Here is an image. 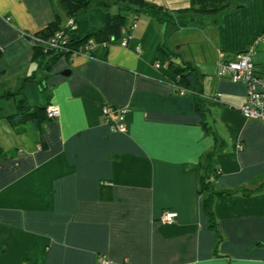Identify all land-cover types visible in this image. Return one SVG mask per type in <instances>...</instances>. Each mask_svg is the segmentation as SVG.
I'll return each mask as SVG.
<instances>
[{
  "label": "crops",
  "instance_id": "crops-1",
  "mask_svg": "<svg viewBox=\"0 0 264 264\" xmlns=\"http://www.w3.org/2000/svg\"><path fill=\"white\" fill-rule=\"evenodd\" d=\"M144 1L172 21L111 0L127 27L136 20L128 46L99 45L93 57L46 70L32 59L31 39L56 14L66 24L60 0H0V264H264V123L239 110L246 84L218 75L253 51L264 79V0ZM181 10L207 14H188L181 27ZM105 17L101 6L88 13L96 30ZM184 63L202 74L207 123L223 142L209 164L220 171L219 232L200 194L217 142L193 96L174 84ZM20 89L32 107L60 108L40 126L43 148L34 125L18 132L7 119L16 100L1 97ZM106 105L130 109L127 133L110 130ZM166 211L178 214L175 224L162 221Z\"/></svg>",
  "mask_w": 264,
  "mask_h": 264
},
{
  "label": "trees",
  "instance_id": "trees-1",
  "mask_svg": "<svg viewBox=\"0 0 264 264\" xmlns=\"http://www.w3.org/2000/svg\"><path fill=\"white\" fill-rule=\"evenodd\" d=\"M109 1L111 0H60V8L65 12L67 17L66 24L62 16L56 14L55 20L34 36L39 41H33V39H31L34 50L32 58L33 61L36 62L40 67L45 68L46 70H51L54 65L62 58H69L79 54H87L93 57L96 46L106 45L108 47L110 44L120 42V40H122L125 35L124 29L127 28V32L130 34V26L136 22V20H134L132 24L127 27L124 16L111 13L108 5ZM116 2L120 3L123 10H132L138 14L141 11H146L156 16L161 22L168 24L172 21L170 19H172L173 16L167 12H164L163 8L148 3L144 0H116ZM95 5L101 6L105 9V25L102 30L94 29L88 19V13L91 7ZM219 12L220 10H217L213 13ZM178 14H181L182 16L179 20L175 21V24L182 27L187 24L185 19L186 15H203L207 13L193 10H181L178 12ZM70 19L74 21L76 29H73L68 25ZM58 33H62V36L67 40L66 45H63L64 49H52L46 47V45L43 44ZM90 40L94 41V47L89 43ZM168 55L169 57L177 56L176 54L170 52H168ZM174 71L176 74L174 78V84L177 87L185 89L191 93L190 95L193 96L195 101L198 121L202 124L205 131L211 134L217 142L216 148L209 154L207 158L208 165L206 167V175L201 179L200 194L203 197V211L209 220L210 227L219 232L214 205L217 197L221 196L222 193L215 192L213 190V183L215 178L220 175V171L214 170L213 172H210L209 164L212 159H214V157L222 150L223 142L207 123V109L203 104L202 99L203 78L199 69L191 63H184L181 66L176 67ZM4 98H14L16 100V112L7 116L10 124L18 132L23 131L24 127L28 124L34 125L37 129L36 137L39 139L41 148H43L44 143L40 133V126L47 119L53 120L48 117V105L44 108L30 106L21 89L14 92H9L1 97V99ZM1 118L2 114L0 112V120ZM0 155L6 156L1 150Z\"/></svg>",
  "mask_w": 264,
  "mask_h": 264
},
{
  "label": "built area",
  "instance_id": "built-area-1",
  "mask_svg": "<svg viewBox=\"0 0 264 264\" xmlns=\"http://www.w3.org/2000/svg\"><path fill=\"white\" fill-rule=\"evenodd\" d=\"M68 25L73 29H76V25L72 19L69 20ZM136 27V22L130 26V30ZM124 37L120 40V44L123 47H127L131 39L130 34L127 32V29L124 31ZM33 41H39L37 38L32 37ZM262 41L260 36L256 41V45ZM32 42V41H31ZM67 40L62 36V33L56 34L50 40L44 42L43 44L46 47L52 49H64L63 45H66ZM89 43L94 47V41L90 40ZM33 45V42H32ZM107 47L106 45H104ZM139 51V49H138ZM254 52L247 51L240 53L235 61L228 62L220 65L219 67V76H228L234 83H243L247 86V102L242 107H240V112L246 118L259 119L264 123V79L256 74L254 67ZM159 67V65H157ZM177 90L180 95L191 94L185 89L177 87ZM221 94H217V97L220 98ZM130 113L128 107H115V106H104L102 108V115L104 121L109 125L110 130L113 133H127V117ZM47 114L51 119H57L61 115L60 108L58 106L49 104L47 106ZM242 149V147H240ZM178 214L173 211H166L162 216V221L165 224L173 225L176 223ZM100 264H110V262L103 258L101 259Z\"/></svg>",
  "mask_w": 264,
  "mask_h": 264
},
{
  "label": "water",
  "instance_id": "water-1",
  "mask_svg": "<svg viewBox=\"0 0 264 264\" xmlns=\"http://www.w3.org/2000/svg\"><path fill=\"white\" fill-rule=\"evenodd\" d=\"M129 1H132V0H129ZM64 75H69V72H65Z\"/></svg>",
  "mask_w": 264,
  "mask_h": 264
}]
</instances>
